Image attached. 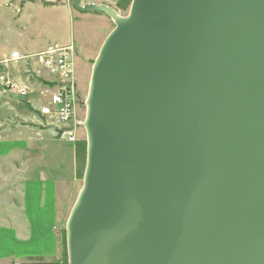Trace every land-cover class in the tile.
Returning <instances> with one entry per match:
<instances>
[{
  "label": "water",
  "instance_id": "water-1",
  "mask_svg": "<svg viewBox=\"0 0 264 264\" xmlns=\"http://www.w3.org/2000/svg\"><path fill=\"white\" fill-rule=\"evenodd\" d=\"M70 1L115 27L79 99L69 264H264V0Z\"/></svg>",
  "mask_w": 264,
  "mask_h": 264
},
{
  "label": "rangeland",
  "instance_id": "rangeland-1",
  "mask_svg": "<svg viewBox=\"0 0 264 264\" xmlns=\"http://www.w3.org/2000/svg\"><path fill=\"white\" fill-rule=\"evenodd\" d=\"M83 4L88 2L104 3L112 6L119 15L127 16L130 12L133 0H129L127 5L118 3L119 0H81ZM115 27L114 21L104 13H96L92 10L82 12L73 6L70 0H0V51L1 55L10 52L13 48L21 49L26 46L31 51H37L46 47H63L73 46L71 53L74 65L75 88L73 96V104L75 113L71 119L74 122H81L80 126L76 124L74 142L78 147L79 142H87L86 130L83 122L86 117V106L80 104V100L85 101L89 95V87L91 74L95 59L99 53L100 47L108 34ZM47 48V49H48ZM47 49L43 50L46 51ZM18 51L19 50H14ZM12 51V52H14ZM42 51V52H43ZM12 52L9 57L0 60V65H4L7 73L11 68V63H17L19 60L34 59L28 55H35L40 52H32L30 54H21L20 59H11ZM22 56H24L22 58ZM37 73L45 78L47 86L44 88V97L48 96L40 110L45 105H50L51 96L58 90H61L51 75L50 69L42 67L37 69ZM9 79L22 86L24 84L8 73ZM0 85L2 77H0ZM2 89L4 92H8ZM29 86V85H28ZM32 90L31 87H28ZM15 95V92L12 93ZM81 100V101H82ZM54 128L55 136L59 139L60 135ZM69 142L67 140H62ZM71 143V142H70ZM50 144V143H49ZM15 145L0 142V152L11 153ZM18 147V146H17ZM16 149V148H14ZM77 159V158H76ZM85 163L82 167L83 171H79L80 164L76 160V176L75 179H68L61 187L57 203H53L47 218V224H41L47 230L46 234L35 232L32 239L21 238L15 239V233L9 229L6 222L11 220L15 213L20 214L22 211L16 210L11 206L13 200L19 203V196L15 195L14 189H18L17 181H21L24 176L18 168L13 169V161H7L5 158L0 160V264H69L68 243H67V222L72 208L78 198L83 185L84 173L87 163V151L84 159ZM19 163V162H18ZM20 164V163H19ZM16 169L19 171H16ZM21 174V176H20ZM66 183L68 186L66 187ZM23 199V198H22ZM56 218L53 217L56 211ZM23 214V216H32L33 212ZM23 213V212H22ZM13 220V219H12ZM34 225V224H33ZM28 226L22 224L19 226L23 235L28 233ZM37 226L34 225L35 229ZM31 228V226H29ZM44 235L49 238L51 251L48 255H34L37 251H44L45 245L39 242V236ZM50 249V248H49ZM46 252V251H45ZM14 253H19L16 257H10ZM52 253V254H51ZM3 256H7L4 258ZM15 256V255H13Z\"/></svg>",
  "mask_w": 264,
  "mask_h": 264
},
{
  "label": "crops",
  "instance_id": "crops-1",
  "mask_svg": "<svg viewBox=\"0 0 264 264\" xmlns=\"http://www.w3.org/2000/svg\"><path fill=\"white\" fill-rule=\"evenodd\" d=\"M47 48L30 52L26 46H22L21 49L13 48L3 55L0 51V60L9 57L14 50H19L25 55L42 52ZM11 65L8 69L11 78L29 85L32 90L29 94L21 96L4 92L0 85V142H10L16 148L12 147V152L8 154L1 151L0 160L10 159L14 162L12 168L20 169L24 176L21 181L16 182L19 188L13 190V193L20 198L19 203L15 202L16 200L11 203L12 207L16 210L20 209L23 213H15L6 223L10 225L7 227L17 235V237L14 236L15 239L18 237L32 239L35 232L46 235L49 233L43 227L40 229L39 225L47 224L51 206L57 203L61 187L66 180L75 179L76 144L57 138L50 120L40 111V106L48 101V96L44 97L42 94L47 84L44 76L37 73V69L42 68L39 61L19 60ZM8 73L1 64L0 77ZM65 185L67 187L68 183ZM28 209L34 215L23 216L29 213ZM56 212L57 207L53 212L54 218L57 216ZM22 224L31 226V228L28 226L26 235H23L19 228ZM33 224L37 226L35 229ZM38 238V241L43 242L42 245H45L47 249L37 251L34 255H48L51 251V245L48 247L51 240L45 235L44 237L40 235ZM17 254L19 253H14L10 257H16ZM3 257L7 258V256Z\"/></svg>",
  "mask_w": 264,
  "mask_h": 264
},
{
  "label": "built area",
  "instance_id": "built-area-1",
  "mask_svg": "<svg viewBox=\"0 0 264 264\" xmlns=\"http://www.w3.org/2000/svg\"><path fill=\"white\" fill-rule=\"evenodd\" d=\"M73 52V46L63 47H49L46 51L40 52L35 55H28L29 58H34L39 61L42 67L48 68L52 72L54 80L61 90L56 91L51 96L50 105H45L41 108V113L45 115L50 124L56 128L62 140L74 142L76 139L75 128L76 124L80 126L81 122H74L71 119L74 111L73 96L75 78L73 75L74 65L72 62L71 53ZM24 56H22L23 58ZM20 59L21 54L18 51L12 52L11 59ZM2 84L4 82V90L12 93L25 96L31 92L29 86H22L9 79L7 74H2ZM44 92H42L43 94Z\"/></svg>",
  "mask_w": 264,
  "mask_h": 264
},
{
  "label": "trees",
  "instance_id": "trees-1",
  "mask_svg": "<svg viewBox=\"0 0 264 264\" xmlns=\"http://www.w3.org/2000/svg\"><path fill=\"white\" fill-rule=\"evenodd\" d=\"M118 3L122 4V5H127V3L129 2V0H119L117 1ZM86 151H87V142H79L78 147H76V160L77 162L80 164V167L78 168V173L79 171H83L82 167L84 166V159L86 157Z\"/></svg>",
  "mask_w": 264,
  "mask_h": 264
}]
</instances>
